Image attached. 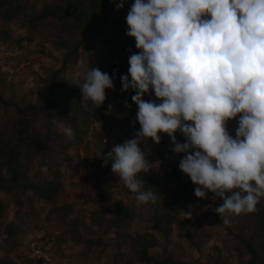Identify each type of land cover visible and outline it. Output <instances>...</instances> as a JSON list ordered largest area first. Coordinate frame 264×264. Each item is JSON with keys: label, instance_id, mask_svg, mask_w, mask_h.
<instances>
[{"label": "clouds", "instance_id": "obj_1", "mask_svg": "<svg viewBox=\"0 0 264 264\" xmlns=\"http://www.w3.org/2000/svg\"><path fill=\"white\" fill-rule=\"evenodd\" d=\"M125 19L139 51L128 57L121 92L134 91L140 128L134 138L95 154L102 167L110 163L137 202L156 203L157 194L138 176L155 168L141 144L148 138L159 144L165 133L172 151L184 154L178 167L196 185L194 195L223 199L214 208L223 224L258 211L264 197V0H134ZM72 84L97 108L106 89L115 88L99 67ZM153 93L159 103L143 98ZM237 118L233 137L227 124ZM52 123L67 141L75 139L72 127ZM40 170L47 173V165ZM180 215L192 219L191 210Z\"/></svg>", "mask_w": 264, "mask_h": 264}, {"label": "trees", "instance_id": "obj_2", "mask_svg": "<svg viewBox=\"0 0 264 264\" xmlns=\"http://www.w3.org/2000/svg\"><path fill=\"white\" fill-rule=\"evenodd\" d=\"M119 2L120 0H52L43 1L38 8L37 3L31 0H0V24L6 28L2 29L5 37H9L10 23L18 17H23L34 28L44 22L56 21L61 31L65 33L54 40L55 49L61 50L62 53L65 51L61 59L62 65L58 68H49L46 75L40 77L38 96L35 101L24 105L19 102L11 104L5 101V105L11 104L16 107L19 117L10 126H0V196L11 195L14 203L19 207L29 203V216L36 214L35 203L42 200L46 205L51 206L48 213L59 214L62 220L76 214L74 203L62 200L60 196L66 188L64 171L57 154L63 150L56 149L55 146L59 144L58 139L62 138V133L56 129L57 125L52 123L53 119L72 127L75 131V139L67 141L64 148L83 143L84 136L88 134L92 124L100 125L99 141L94 142L93 138H89L84 142L83 147L88 155L92 146H96L103 152L110 151L114 145L132 139L130 135H135L140 128L136 120L138 106L131 100L132 95L135 94L134 91L129 89L127 92H121L120 76L128 73V57L139 50L135 47V39L126 35L125 9L128 2L125 0L124 7L118 9L116 5ZM115 11L120 14L114 15ZM82 47L88 53L89 69L99 67L114 80L115 88L106 89L107 99L99 108L90 101H82L80 89L72 83L77 80L82 81L83 78H76L67 72L69 57H77ZM143 98L156 100L154 93L145 94ZM125 101L131 106L128 107ZM156 102L160 101L156 100ZM109 105L111 107H108ZM41 112L48 117L45 131L38 129L35 125L36 118ZM121 124L124 125L121 126L122 136L116 138L115 142L107 139L102 133V130L109 125ZM227 128L235 137L229 124ZM160 135L159 144L154 143L151 138L141 144L146 158L154 162L155 168L148 174L143 172L138 174L139 178L145 181L144 189H150L157 194L156 203L137 202V194L132 193L124 183H122V190L127 200L115 198L105 192L107 188L113 187L106 179V176L113 173L111 164L102 167L103 161L100 158L89 157L96 183L103 184L98 194H87L94 202L95 197L98 199L99 207L93 210L92 218L86 228L89 233L97 231L106 233L110 227H114L117 233L116 238L120 242L128 241L134 251L133 259H129L128 264H134L136 260L145 264H196V262L176 258L172 252L161 258L150 253L151 247L162 244V238L165 239L167 248V243L174 235L175 225L178 224L181 230L180 236L185 237L202 256L200 251L211 234L205 226L214 216L210 210L213 206L209 205L212 193H208L207 199L194 195L196 185L178 167L184 154L174 153L170 137L165 133ZM176 136L180 142H184L185 138L181 133L177 132ZM104 138L105 142H103ZM40 156L38 165L35 159ZM67 158L72 159V155L67 154ZM157 160L160 165L155 164ZM41 164L47 165L51 176L41 172ZM161 167L167 168L165 180L162 179L159 171ZM163 185L165 188L161 190ZM108 204L112 207H108ZM257 208L258 211L254 213L243 214L244 218L241 214L243 228L250 221L253 226L249 234H245L243 230L239 233V239L250 256L241 264H264V206L259 202ZM181 209L191 210L192 219L181 220ZM4 210L5 203L0 197V224H2ZM106 218L109 220V223L107 222L109 228L104 225ZM135 218L152 223L156 231L147 229L142 232L137 229L132 232L125 229ZM12 227L10 223L5 227L8 236L15 234ZM159 234L162 237H159ZM220 259L221 257L218 256L215 264L220 263ZM39 262L44 264L45 259L40 257ZM0 264L19 263L15 259L3 256L0 257Z\"/></svg>", "mask_w": 264, "mask_h": 264}, {"label": "rangeland", "instance_id": "obj_3", "mask_svg": "<svg viewBox=\"0 0 264 264\" xmlns=\"http://www.w3.org/2000/svg\"><path fill=\"white\" fill-rule=\"evenodd\" d=\"M31 1L36 2L39 8L43 1L52 0ZM126 1L128 2L125 9L127 14L133 0ZM113 14L120 13L115 11ZM2 29L6 28L0 24V126L7 127L19 117L16 107L11 104L19 102L24 105L35 101L38 96L40 77L45 76L49 68H58L59 65H62L61 59L65 51L62 53L61 50H56L54 40L60 34L64 35L65 33L61 31L60 25L56 21L44 22L34 28L23 17L12 20L9 37H5ZM67 68V72L76 78L84 77L89 70V58L83 47L80 48L77 57H69ZM5 101H9L11 104L5 105ZM36 120V127L45 131V123L48 121L46 114L39 113ZM237 120L238 118L228 121L229 128L233 133L237 128ZM58 124L65 126L62 122ZM99 126L97 123L92 124L88 134L84 136V142L89 138H93L94 142L99 141L98 131L101 128ZM121 126L124 125H109L102 130V133L106 135L107 139L115 142L116 138L122 136ZM56 129L62 133V138L58 139L59 144L54 146L56 149L63 150L57 154V158L61 161L66 188L60 196L62 200L74 203L76 214L62 220L58 216L59 214H49L51 206L46 205L42 200L35 203L36 214L29 216V203L19 207L14 203L11 195L2 194L0 197L5 203V210L2 224H0V257L15 259L19 264H42L35 253L36 250H41V252H49L53 258L51 262H43L44 264H128V260L133 259L134 251L128 241L120 242L116 238L117 233L114 227H110L106 233L99 231L89 233L86 228L92 218L93 210L99 207L98 199L95 197L94 202L87 194H98L100 186L103 184L96 183L93 165L89 157L98 158L95 154L100 149L92 146L88 155L83 147L84 142L64 148L67 142L66 137L60 127L56 126ZM134 136L132 134L130 138H134ZM105 140L104 138L103 142ZM67 154H71L72 159H68ZM35 160L39 165L41 156ZM155 164L160 165L159 160ZM42 166L43 164H41ZM166 170L165 167H161L159 170L163 180H165ZM44 175L51 176V173L48 170ZM106 179L111 182L113 187L107 188L105 192L115 198L127 200L126 194L122 190L123 181L115 173H110ZM164 188L163 185L161 190ZM210 202L209 205L213 206L210 210L214 216L211 215V221L205 226L211 234L200 251L202 256L198 254L196 247L189 243L185 237L180 236L181 230L178 224L175 225L174 235L167 243V248L165 239L162 238V244L151 247L150 253L161 258L172 252L176 258L196 262V264H215L219 260H217L218 256L221 257V262L217 264H241L248 260L250 256L239 239V233L243 230L245 234H249L253 227L252 222L250 221L243 228L241 215H239L231 216V224L225 225L214 211L215 207L222 204L223 199H211ZM260 202L264 206V197ZM107 206L112 207L111 204ZM105 221L104 225L109 228V220L106 218ZM9 223L15 230L13 236H8L5 232V227ZM125 229L132 232L137 229L142 232L147 229L156 231L152 223L141 218L132 220ZM159 237L162 235L159 234ZM90 240L93 242L91 243ZM134 264L145 263L136 260Z\"/></svg>", "mask_w": 264, "mask_h": 264}, {"label": "built area", "instance_id": "obj_4", "mask_svg": "<svg viewBox=\"0 0 264 264\" xmlns=\"http://www.w3.org/2000/svg\"><path fill=\"white\" fill-rule=\"evenodd\" d=\"M36 253L40 257H43L45 259V262H51L52 261V257L50 256V254H48V253H42L40 250H36Z\"/></svg>", "mask_w": 264, "mask_h": 264}]
</instances>
